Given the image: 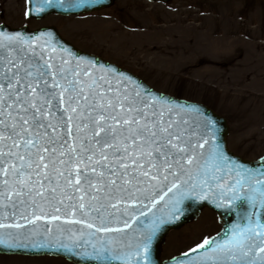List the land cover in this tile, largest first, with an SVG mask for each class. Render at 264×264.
<instances>
[{"label": "snow or ice", "instance_id": "1", "mask_svg": "<svg viewBox=\"0 0 264 264\" xmlns=\"http://www.w3.org/2000/svg\"><path fill=\"white\" fill-rule=\"evenodd\" d=\"M25 16L103 0H26ZM202 106L178 104L52 34L0 27V251L162 264L192 202L234 217L167 264H264V157L234 158Z\"/></svg>", "mask_w": 264, "mask_h": 264}, {"label": "rangeland", "instance_id": "2", "mask_svg": "<svg viewBox=\"0 0 264 264\" xmlns=\"http://www.w3.org/2000/svg\"><path fill=\"white\" fill-rule=\"evenodd\" d=\"M26 0H0V24L57 28L80 50L112 62L165 94L203 104L225 117L229 149L264 155V0H115L91 13L25 16ZM221 230L205 208L171 231L162 259ZM0 264H72L62 257L2 255Z\"/></svg>", "mask_w": 264, "mask_h": 264}, {"label": "water", "instance_id": "3", "mask_svg": "<svg viewBox=\"0 0 264 264\" xmlns=\"http://www.w3.org/2000/svg\"><path fill=\"white\" fill-rule=\"evenodd\" d=\"M115 0H103L102 5L100 6H95L92 10H79L73 13H67V14H62L59 12H49L47 14H42L41 16H29L28 18L30 19H43L47 16L50 15H60V16H72V15H81V14H86V13H91L94 11H99L102 9H106L108 7H111L113 5ZM150 2H162V3H167L170 2L172 0H149ZM29 7V5H28ZM0 27H3L5 31H19L23 34H31L34 35L36 33H40L41 35H48V34H52L54 36V38H59V40L63 41V42H67V45H70L72 49L75 50L76 54H78L82 59H92L94 61H98L101 65H109V66H113L115 69H118L119 71L126 73V74H130L132 77H134L136 80L142 82L145 86H147L149 89L154 90L155 93L161 94L163 96L169 97L171 98L173 101H175L178 104H190V103H194V104H198L200 106H202V108L204 109L205 113L207 115H209L212 120L215 122L216 127L219 129L218 131V138L220 140L223 141L224 145L227 148V151L236 159L245 162L248 165H254V162L258 161L260 158L256 159V160H248V159H244L241 156L237 155L236 153H234L233 151H231L229 149V145H228V136L230 134V126L228 124V120L217 114L216 112H214L212 109H210L209 107L200 104V103H196V102H192V101H187L185 99H181V98H177L168 94H165L163 92H160L158 90H156L155 88H153L151 85H149L148 83H146L143 79H141L140 77H138L137 75L119 67L118 65L109 62L107 60H104L103 58L93 55V54H89L87 52H84L82 50H80L79 48H77L75 45H73L71 42H69L68 40L64 39L62 37V35L59 33V31L57 30L56 27L54 26H47V27H42L39 29H35V30H30L28 27H21V28H11L10 26L6 25V24H0ZM264 157V155L262 156ZM208 208L210 210H212L213 212H215L218 216L219 222L221 224V230L219 232L222 231V229L225 226L230 225L233 220L234 217L225 214L224 210L221 209H217L214 206H212L209 203H205V202H201L199 200H196L194 202H192L191 204V208L188 211V213L185 216H182L178 221H176L175 223L169 225L166 227L165 231L160 235L158 241H157V245H156V253L159 257V260L162 262V264H167L169 258L167 259H162V245L165 242V238L166 236L173 230H178L180 228H182L185 224L192 222L194 220H196L199 215L201 214V212L205 209ZM216 235L212 236L215 237ZM0 254L2 255H24V256H54V257H62L64 259H66L67 261L71 262V260L67 259L64 256L61 255H57L52 251H39V252H34L31 250L28 251H0Z\"/></svg>", "mask_w": 264, "mask_h": 264}]
</instances>
